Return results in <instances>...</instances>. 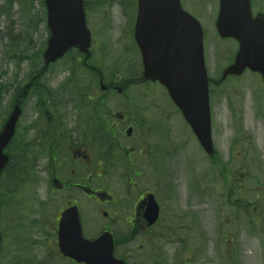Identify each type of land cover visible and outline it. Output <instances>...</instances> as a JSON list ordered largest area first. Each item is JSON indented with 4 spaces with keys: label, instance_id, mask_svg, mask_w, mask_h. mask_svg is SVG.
<instances>
[{
    "label": "flooded vegetation",
    "instance_id": "af4514ba",
    "mask_svg": "<svg viewBox=\"0 0 264 264\" xmlns=\"http://www.w3.org/2000/svg\"><path fill=\"white\" fill-rule=\"evenodd\" d=\"M180 3L201 24L203 32H219L216 22L221 0ZM250 3L254 16L264 13V0ZM88 4L97 5L94 1ZM236 14L226 18L237 19L240 16ZM46 48L37 44L35 52L22 56L8 52L6 79L0 83L6 95L0 132L18 112L14 133L5 148L8 159L0 172V237L15 251L12 261L33 260L32 250L44 245L62 264L75 263L59 245L62 217L70 208L78 215L84 237L112 233L119 259L128 262L129 245L136 238L140 245L133 250L138 252L141 235L147 234L156 250L160 251V243L170 245L174 252L166 257L169 264H201L206 258L205 245L215 242L204 230L205 217H211L205 200L216 203L224 196L226 209L235 213L229 234L234 243L236 214L245 207L240 201L253 193L252 171L259 170L264 158L261 88L248 83L250 91L241 106L229 105L236 135L230 145L231 149L234 145V153L231 150L222 156L213 134L214 153H206L195 140L199 149L196 155L172 118L164 86L145 80L135 63L116 70L114 60H108V47L101 44L90 47L88 59L76 46L61 59L47 63ZM120 63L122 69L125 65L120 67ZM212 85L213 93L219 94L220 81L212 79ZM135 87L148 92L142 95L148 99L146 104L128 94ZM231 90L241 95L239 87ZM225 97L233 100L231 94ZM242 121L251 133L242 128ZM113 181H118L116 187ZM142 181L145 187L140 186ZM122 185L128 189L123 202L115 194ZM263 186L256 178L255 192L262 191ZM148 194L159 206L152 223L146 216ZM126 204L133 206L130 216ZM121 227L128 229L125 237L117 232ZM233 251L230 246L229 252Z\"/></svg>",
    "mask_w": 264,
    "mask_h": 264
},
{
    "label": "rangeland",
    "instance_id": "374dc122",
    "mask_svg": "<svg viewBox=\"0 0 264 264\" xmlns=\"http://www.w3.org/2000/svg\"><path fill=\"white\" fill-rule=\"evenodd\" d=\"M92 1V0H89ZM96 1V0H93ZM100 3L98 5H91V9L88 11V25L92 32H95L98 42H94L93 45L107 46L109 53V62L114 60V68L116 70H125L126 66L135 63L136 67L141 69V60H138V54L133 45L134 28H135V0H123L127 6L126 14L125 7L121 4L120 0H97ZM48 28L46 21V7L43 6V0H0V83L5 82L4 72L6 70L7 54H5L6 46L11 48V40L15 39V46L11 50L18 51L17 56H22L24 53L32 54L36 50L37 44L45 45L48 38ZM124 32V34H123ZM124 35L126 48L131 51L126 53L124 48L122 36ZM33 46V47H32ZM206 47L209 50L211 64L210 72L214 74L215 71L221 66H224L229 58L234 54L236 49V42L233 38H221L217 36L216 32H207ZM122 50L117 53L116 51ZM119 57L117 58V55ZM137 56V57H136ZM134 59V62L130 61ZM22 60V59H18ZM138 62L136 63V61ZM17 61V60H14ZM120 61H124L120 63ZM125 65L122 69L118 67ZM2 72V74H1ZM257 73H253L247 70L243 74V78L251 76L259 83V77ZM250 78V77H247ZM230 82V81H228ZM249 88L241 89L239 94H233V100L228 101L223 92L219 94V98H215L216 104L214 107V136L215 141L219 147L222 156L228 155L231 152L230 145L235 135V131L232 128L231 116L229 112V105L233 102L236 106H241L244 102L245 94L249 93ZM0 113L6 108L4 90H0ZM135 101L136 99L146 104L148 99L143 94H148L142 87H135L128 93ZM214 97V95H213ZM117 98V97H116ZM154 105L158 108V104ZM155 109V108H153ZM172 118L178 126V130L184 133V138L188 140L191 150L196 155H199V149L195 143V140L179 114L176 106L171 103ZM152 111V108L149 110ZM242 128L251 133V128L243 121L240 123ZM262 164L259 166V171L264 175V158L262 157ZM260 175L259 172H255ZM145 181L141 182V187H145ZM116 187L118 181H113ZM252 193V192H251ZM116 196L123 202L128 196V189L122 185L121 191H115ZM250 194V193H249ZM232 198L234 196H231ZM252 200H256L258 204V210L261 213H255L251 211L250 203L243 202L245 207L240 210L238 215L240 219H236L237 233L235 234L236 241L230 242L229 234L232 233L228 226V217L231 212L226 209V198L222 196L219 202L213 203L212 200H205V203L209 205L211 209V217L206 216L204 221L205 232H210L214 238V245L207 243L205 245V260L201 261V264H264V193L256 195L253 192L250 195ZM229 199V198H228ZM241 203V202H240ZM242 204V203H241ZM248 207V208H247ZM110 208V207H109ZM127 214H132V204H126ZM207 208V206H206ZM244 211L245 217L243 218ZM234 213V212H233ZM205 215V210L202 214ZM243 218V219H242ZM248 225V226H246ZM128 229L121 227L117 229V232L125 237ZM147 233V232H146ZM136 245H140L135 241L129 245L131 251L128 255V262L130 264H169L170 262L166 258L170 253H173L170 245L160 243V251L155 249V244L149 243V237L146 234L141 235V249L135 252L133 248ZM234 248L233 252H229V247ZM172 247V246H171ZM49 246L38 245L37 248L32 250L33 258L30 264H62L57 258L53 257V254L48 253ZM14 250H11L9 241L4 242V253L1 252L0 264H12V255ZM161 252V255H160ZM223 254L226 257L231 254V260L223 258ZM229 258V257H228ZM174 264H181L178 261H174ZM182 264H185L184 262Z\"/></svg>",
    "mask_w": 264,
    "mask_h": 264
},
{
    "label": "water",
    "instance_id": "95a60500",
    "mask_svg": "<svg viewBox=\"0 0 264 264\" xmlns=\"http://www.w3.org/2000/svg\"><path fill=\"white\" fill-rule=\"evenodd\" d=\"M224 3L230 0H222ZM246 29H264V17L253 18L249 3ZM47 24L51 35L45 52L47 62L62 57L72 46L89 54L90 30L86 25L83 0H46ZM230 21H221V36H234L241 42L235 62L224 72L241 74L249 67L264 78V32H231ZM202 31L182 11L179 0H141L135 37L141 47L145 77L165 84L203 147L213 152L208 78L203 58ZM14 124L0 133V169L6 162L3 149L13 134ZM158 205L149 195L146 216L152 223ZM61 222V248L65 255L86 264H127L114 256L113 237L109 232L94 240L85 239L77 213L69 209Z\"/></svg>",
    "mask_w": 264,
    "mask_h": 264
}]
</instances>
